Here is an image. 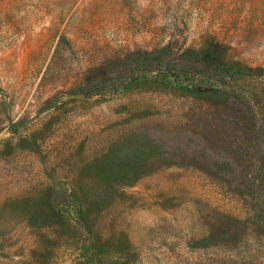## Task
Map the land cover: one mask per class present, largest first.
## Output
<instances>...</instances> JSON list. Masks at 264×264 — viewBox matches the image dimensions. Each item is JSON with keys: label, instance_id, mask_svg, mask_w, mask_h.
Instances as JSON below:
<instances>
[{"label": "rangeland", "instance_id": "obj_1", "mask_svg": "<svg viewBox=\"0 0 264 264\" xmlns=\"http://www.w3.org/2000/svg\"><path fill=\"white\" fill-rule=\"evenodd\" d=\"M0 264H264V0H0Z\"/></svg>", "mask_w": 264, "mask_h": 264}, {"label": "trees", "instance_id": "obj_2", "mask_svg": "<svg viewBox=\"0 0 264 264\" xmlns=\"http://www.w3.org/2000/svg\"><path fill=\"white\" fill-rule=\"evenodd\" d=\"M167 60H169V59H167ZM156 63H158L159 65H162V66H167V64H168L167 62H163L159 58H158V60L155 61V64ZM158 64H156V65H158ZM159 65L157 68L158 70L161 68V66H159ZM171 65L175 67V73L176 74L174 77L177 79H180V77L184 78V79H188L194 73V70L191 69L188 64L187 65L183 64V62L179 61L178 64H171ZM155 67H157V66H155ZM214 68L219 73H222V72H224V73H228V72L229 73H231V72L243 73L244 72L243 67L240 64L235 63V62H226V63H222V64L219 62H216V63H214Z\"/></svg>", "mask_w": 264, "mask_h": 264}]
</instances>
